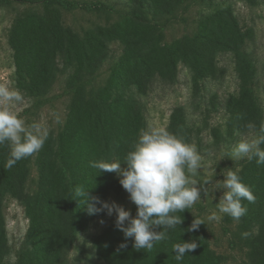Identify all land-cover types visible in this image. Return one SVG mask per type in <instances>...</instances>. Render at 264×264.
<instances>
[{"label": "rangeland", "instance_id": "1", "mask_svg": "<svg viewBox=\"0 0 264 264\" xmlns=\"http://www.w3.org/2000/svg\"><path fill=\"white\" fill-rule=\"evenodd\" d=\"M68 1L90 7L92 4L105 3L121 8L128 4V0ZM45 15L47 16V9L43 5L16 1L0 3V86L21 95V101L12 105L13 110L27 124L38 123L47 131L43 146L49 145L53 155L57 149V136L69 112L70 98L62 94L65 78H58L54 83L45 104L41 105L38 99L27 96L21 90L17 74L20 62L23 68L26 64L14 43L15 32H19L21 38H24L22 30L37 27L38 31V24ZM60 26L78 35L112 30L110 34L103 33L100 40L104 44L103 48L110 49L114 57L127 49L144 55L148 62L147 70L139 63L138 82L128 81L124 90L136 100L135 111L143 119L141 130L149 126L166 130L174 108H184L191 129L192 145H195L204 163L196 177L201 187V200L185 212L187 211L192 223L194 219L205 222L194 230V234L203 231L211 250L220 256V264L245 263L247 258L242 250L244 243L238 240L241 235L237 225L230 223L227 215L219 223L208 222L206 218L216 210L223 193L222 189H215L224 179L222 172L241 169L244 161H232L228 158L232 148L241 138H246L249 132L248 127L234 128L230 114H239L241 119L247 114H262L259 127L264 124V0H205L194 4L178 23L160 30L137 20H122L116 14L106 16L101 12L79 8L71 11L62 9ZM222 43L226 45L222 46ZM167 47L176 54L173 81L168 76L163 78L158 72L159 69L166 68L163 54ZM244 54L251 56L255 67V77L251 84L244 80L240 65ZM108 67L109 64L105 63L100 70V76L93 84L94 93L110 84L112 78L109 77ZM144 72L149 73V76L144 78ZM228 99L233 101L232 112L225 106ZM231 125L233 135L229 136L228 129ZM0 154L5 157V145L0 146ZM37 156L38 153L29 157L26 164L29 169V193L36 190L35 182L40 178ZM101 159L108 162L116 160L113 154L107 158L101 156ZM3 164L5 165V159ZM121 167L126 166L122 164ZM116 177L120 178L117 174ZM205 181L208 183L205 184ZM106 202H115L125 210L133 205L129 194L124 190H110ZM180 214L183 218L187 217L184 212ZM115 217V211L109 215L107 210L100 216L91 217L76 232L74 245L67 251L63 264H111L100 255L95 240ZM5 220L9 256L14 259L25 239L29 219L14 198L7 195L5 199L3 191L0 193V230L3 228V235H0L3 243ZM189 236H193V231L186 230L176 237L175 243L191 241ZM123 243L125 241H121L120 245ZM126 243L133 248L131 241ZM135 251L139 258L137 264H151L148 263L151 257L146 251L142 255L141 250ZM193 255L194 252H191L182 260L174 259L173 264H185V259H191ZM171 262L170 257L163 264Z\"/></svg>", "mask_w": 264, "mask_h": 264}, {"label": "trees", "instance_id": "2", "mask_svg": "<svg viewBox=\"0 0 264 264\" xmlns=\"http://www.w3.org/2000/svg\"><path fill=\"white\" fill-rule=\"evenodd\" d=\"M12 1L43 5L47 9V16L38 24V31L37 27L22 30L24 38H21L19 32H15L14 43L26 64L24 69L20 62L17 72L22 92L38 99V103L42 105L48 100L58 78H65L62 94L70 98V104L67 120L57 136L55 153L52 155L49 145L43 146L38 152L36 160L40 178L35 182L37 188L33 193L28 191V158L8 169L3 164L4 159L6 164L9 153L7 142L5 157L0 154V193L5 192V199L7 195L14 198L29 219L25 239L14 259L9 256L5 220L4 243L0 235V264H63L67 251L74 245L76 232L91 217L100 216L106 211L89 214L88 205L100 208L99 202H106L110 190H124L115 173L98 171L91 164L102 161L101 156L107 158L111 154L123 163L126 154L132 149L143 126V119L135 111L136 100L124 90L128 81L130 83L137 80L139 63L147 70L148 62L144 55H138L130 49L114 57L110 49L103 48L100 36L103 33L110 34L112 30H99L95 34L83 35L64 30L60 26L62 9L71 11L79 8L101 12L106 16L116 14L122 20H137L160 30L178 23L194 4L205 0H128V4L121 8L105 3L83 6L72 4L68 0H0V3ZM223 45L226 44L222 43ZM175 55L172 49L165 48L163 61L166 68L158 71L163 78L168 76L172 81L175 79ZM105 63L109 64V77L112 79L107 87L94 93L93 84ZM240 65L244 80L251 84L255 77L251 56L242 55ZM144 73V78L149 76V73ZM232 104V99L225 103L226 109L231 112ZM230 115L236 129L247 128L249 124L259 129L263 116L247 114L241 119L239 114ZM231 128L232 125L228 129L229 136L233 135ZM165 131L192 144L191 129L183 107L174 108ZM261 147L264 148V145ZM239 175L242 182L251 189L255 202L243 200L247 214L239 221H234L231 217L228 220L237 225L239 235L245 231L253 233L248 238H243L242 235L238 237L244 243L242 250L247 258L243 264H264V165L258 166L255 160L245 159ZM77 188L86 191L85 197L75 195ZM128 210L135 216L137 207L133 203ZM184 213L186 218L179 212L175 213L183 221L180 226L168 231L165 240L157 242L151 250L140 251L141 255L146 251L151 257L148 263L163 264L170 257V264L174 263L172 246L175 239L192 224L187 211ZM115 221L116 217L96 238L98 252L111 264H137L139 258L136 251L130 246L121 248L120 242L125 241V238L116 228ZM0 233L3 235V228ZM189 239L197 241L199 246L193 251L191 259H185V264H220V256L211 250L203 231L195 234L193 231V236H189Z\"/></svg>", "mask_w": 264, "mask_h": 264}, {"label": "clouds", "instance_id": "3", "mask_svg": "<svg viewBox=\"0 0 264 264\" xmlns=\"http://www.w3.org/2000/svg\"><path fill=\"white\" fill-rule=\"evenodd\" d=\"M21 99L18 92L0 86V146L6 142L8 144L9 153L5 164L8 169L18 161L38 153L48 135L40 124L35 122L27 124L13 110L12 105ZM247 127L249 129L247 137L240 139L228 153V158L232 161L255 160L258 166L264 165V148L261 147L264 145V124L259 129L253 124ZM122 164L126 167H121ZM91 166L98 171L116 173L120 177V185L137 207L136 215L132 216L129 210L115 202L110 204L98 201L101 204L100 208L88 205L89 214L106 209L111 215L115 211V226L125 238L121 248L127 247L126 242L130 239L135 250H151L157 242L167 238L169 230L181 225L183 219L175 213H183L201 200V187L196 177L204 167L202 156L195 145L161 128L149 126L142 129L123 163L117 160L99 161L93 162ZM239 171L237 168L222 172L224 179L215 189H222L223 193L216 210L207 216L208 222L219 223L224 215L239 221L247 214V208L242 201L255 202V196L242 182ZM204 183L207 184L208 181ZM85 194L86 191L80 188L75 191L77 197H85ZM201 224L205 222L194 219L187 230L194 231ZM158 228L162 230H157ZM252 234L245 231L241 235L248 238ZM198 246L195 240H182L173 244L172 252L179 261Z\"/></svg>", "mask_w": 264, "mask_h": 264}]
</instances>
